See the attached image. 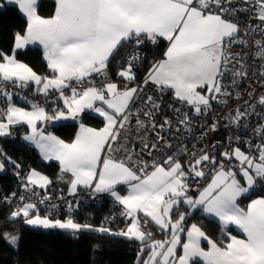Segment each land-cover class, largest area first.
Listing matches in <instances>:
<instances>
[{
	"label": "snow or ice",
	"instance_id": "snow-or-ice-1",
	"mask_svg": "<svg viewBox=\"0 0 264 264\" xmlns=\"http://www.w3.org/2000/svg\"><path fill=\"white\" fill-rule=\"evenodd\" d=\"M54 13L43 17L38 12V0H6L17 6L26 19L24 33H14V47L11 55L0 51V137L12 135V126L25 125L29 128L24 140L31 142L45 161L59 162L61 175L71 174L68 181L69 194L76 195L78 188L90 189L93 196L108 194L118 215L128 220L125 228L113 230L105 226L111 221L95 226L80 223L69 214L65 219L52 218L55 204L47 205L48 215H41L38 204H46L52 199L50 194L41 196L36 188L47 189L52 180L35 169H30L22 177L21 187L29 195L19 196V210L12 211L5 222L22 218L34 228L46 230H71L73 236L80 232L109 234L125 240L139 242L138 264H264V195L249 199L246 207L238 201L249 198L258 187L264 190V123L253 129L258 141L241 140L240 136H229V144L223 151L211 154L206 148L201 154L194 153L190 160L181 162L175 155H167L151 162L139 159L131 141V132L137 134L148 125L156 130L157 143L145 141L138 135L141 151L152 155L162 142V148L171 149L160 131L172 128V121L165 116L156 123L154 117L161 109V103L153 96H147L142 107H134L144 91L135 84L136 66L146 58L140 47L155 44L160 38L168 41L164 58L153 61L143 79V85L153 84L159 91L174 90L175 99L191 106L196 115L208 113L213 102L225 105L231 93L224 81L230 75L232 83L237 77H246L247 72L234 68L242 64L241 53L233 52V45H249L247 36L253 33L262 38L251 42L256 51L253 58L262 61L260 75L264 77V0H54ZM241 3L246 5L243 9ZM3 8V5H0ZM249 13L248 21L242 22L236 16L240 11ZM258 20L259 23H253ZM39 44L51 76L40 75L27 63L16 58L17 50L28 45ZM123 63L116 75L126 83L121 88L109 76V64L121 54ZM243 66V65H242ZM93 76L106 81L97 86ZM82 84L87 87L81 88ZM35 86L37 94L48 97L58 93L56 100L63 107H54L51 114L45 106L21 99L30 109L19 107L12 102L13 91L9 87L25 89ZM65 89L70 95L65 94ZM255 90H253L254 92ZM252 92L248 95L251 98ZM236 97L241 93L237 91ZM55 103V101H53ZM264 105V95L257 101ZM257 103L249 104L243 111L235 109L234 116H225L229 123L241 126V121L256 114ZM99 105V106H98ZM91 111L104 118V127L93 128L79 123V131L71 142L47 132L45 123L64 120H79L81 114ZM172 111L180 113L179 108ZM180 127L188 133L192 131V118L188 112L181 113ZM264 118V112L259 113ZM143 116L145 119H141ZM135 117L134 129H129L131 118ZM227 126V125H226ZM247 129L248 124L242 125ZM219 127L217 122L211 131ZM242 142L246 150L232 143ZM217 146L214 144L213 148ZM186 152V149H181ZM2 154V149H0ZM103 154V158H102ZM6 159L11 160L10 157ZM225 160L228 164H225ZM235 162V163H233ZM15 168L20 165L12 161ZM5 164L0 160V171ZM20 176L17 171L15 173ZM209 177L208 182L198 189V196L189 195L191 179ZM126 185L127 194L122 195L118 186ZM16 193L4 197L11 203ZM36 197L33 202L31 197ZM62 198V197H61ZM184 204L190 210L184 212L179 206ZM67 207L74 211L71 202ZM79 207V201L76 202ZM200 209L207 216L216 218L222 236L228 237L223 246L211 240L197 224L185 228V220L191 210ZM175 210V212H174ZM175 215V219L173 216ZM162 232L170 233L163 240L155 239L149 230V223ZM229 226L239 229L244 238L231 235ZM186 233V241L181 234ZM3 238L13 246L21 237L8 232ZM207 240V250L201 241ZM178 246L182 254H177ZM147 252V258L141 255Z\"/></svg>",
	"mask_w": 264,
	"mask_h": 264
},
{
	"label": "trees",
	"instance_id": "trees-1",
	"mask_svg": "<svg viewBox=\"0 0 264 264\" xmlns=\"http://www.w3.org/2000/svg\"><path fill=\"white\" fill-rule=\"evenodd\" d=\"M0 5H3V8H0V51L11 55L14 47V33H24L26 19L17 6L6 3V0H0ZM54 8V0H40L38 3V12L41 16L53 15ZM167 46L168 41L160 38L155 44L146 42L140 47L146 58L136 66V78L144 79L151 63L159 61L164 56ZM123 51L121 49V54L112 59L109 64V70L115 76L120 67L117 61L123 63ZM16 58L29 64L38 73H47V62L43 57V48L40 46L21 49L16 52ZM24 105L30 107L25 103ZM80 122L92 126L103 124L101 118L90 111H85L80 121L62 122L54 126L53 130L65 140L70 141L75 137ZM27 130L26 126H15L12 128V135L0 137V149H2L6 168L4 172L0 171V264H138L137 255L140 244L135 240L129 241L109 234L87 231L73 236L71 230H45L28 226L22 218L5 222L14 208L3 198L10 196L13 192L16 193L19 189V179L14 172L17 168L12 161L19 164L18 169L25 174H28L30 169H37L48 175L52 180L48 190L52 194L69 189L68 181L71 176L65 173L63 180L57 179L61 175L60 165L55 161L42 160L36 148L22 140V135L27 133ZM6 157H10L11 160ZM259 195H264V190L258 187L249 198H244L243 201ZM40 214L46 215L44 211ZM100 216V210L81 205L75 220L100 226L102 224ZM52 218L65 219L66 217L62 215L61 217L52 216ZM187 222L198 223L210 236L220 239L224 237L221 235L219 222L199 209L188 217ZM105 226L113 230L123 228L121 224ZM148 228L154 238L159 235L151 229L150 225ZM4 232L19 235L21 239L18 245L13 246L8 243L3 238ZM145 256L146 253L142 254L141 259H145ZM195 264H203V261L197 260Z\"/></svg>",
	"mask_w": 264,
	"mask_h": 264
},
{
	"label": "built area",
	"instance_id": "built-area-1",
	"mask_svg": "<svg viewBox=\"0 0 264 264\" xmlns=\"http://www.w3.org/2000/svg\"><path fill=\"white\" fill-rule=\"evenodd\" d=\"M244 7H246V5L241 3V8L243 9ZM236 16L242 22L241 26L244 27L245 24L243 22L248 21L249 13L242 10L236 13ZM253 23H259V21L253 20ZM261 38L262 37L259 34L253 33L247 36L249 45H233L232 51L234 53H241L243 58L242 64H236L234 62V68L247 72V76L237 77V83L233 84L232 77L229 75L224 81L227 91L231 93L230 98L225 97V99L228 100V103L225 105H218L213 102L212 109L206 114L196 115L194 111L191 110V106L178 102L174 97V91L172 89H165L163 92H161L151 83L146 86L143 85V79L139 80L138 78H136L135 84H129V87L135 85H141L144 87V91L140 94V99L137 101L134 107H142L147 96L151 95L154 99L161 103V109L154 117L156 123H161L165 116H167L172 121V128H165L160 131V134L163 135L168 143L172 144L173 147L171 149L163 148L161 150L162 142H160L158 143L157 149L152 150L151 156H149L146 151H141L142 145L139 142V139H136V137L138 135L143 136L145 141L149 144L157 143L155 135L156 130H154L151 125H148L145 129L141 130L139 134H137L135 131L131 132L130 142L134 144L135 152L137 153L138 158L150 163L153 158L162 160L163 158H166L167 155L175 154L183 163L190 160L193 153L196 156H199L201 154V149L205 148L211 154H216L219 158L218 153L223 151L224 147H227L229 144V136H240L242 141L251 139L253 142H257L259 138L258 136L254 135L253 129L259 124L264 123V118L259 115V113L264 112V105L257 103L258 98L261 95H264V77H261L260 75V64L262 61L258 58H253L252 56V53L256 51V49L251 46V42ZM139 51L142 52L141 49H139ZM108 71L111 80L123 88L126 82L120 77L113 75L110 70ZM92 79L95 81L98 87L106 83V81L101 77L93 76ZM87 86V84H82L81 88ZM9 90L13 91V96H17L20 99L21 96H27L29 100L40 103L41 105L45 106L49 112H52L54 107H63L62 101L56 100L58 93H50L48 97H45L43 94H37L35 89L31 86L25 89L9 87ZM253 90L255 91L253 92ZM237 91L241 93L240 97H236L235 93ZM249 92L253 93L251 98L248 95ZM65 94L70 95V92L65 89ZM53 101H55V103H53ZM245 101H248L249 104L257 103L256 114H253L242 120L241 126L233 125L223 119L225 116H234L235 109L237 107H239L241 111L245 110L247 108ZM23 102L30 106L24 100ZM0 105H2V101H0ZM172 107L179 108L181 112L176 113L172 111ZM184 112H188L192 118L191 133L186 132L183 127H180L179 131L176 130L178 120L182 118L181 113ZM141 119L145 118L141 116ZM135 122V117L131 118V124L128 126L129 129H134ZM214 122H217L219 127L216 131H211L210 126ZM245 123L248 124L247 129L242 126ZM45 130L48 131L49 128L46 127ZM214 144L217 146L216 148H213ZM220 145H224V147H221ZM237 145L246 150V145L244 143L233 141L232 146L235 147ZM181 149H186V152L181 151ZM225 164H228L227 160H225ZM17 171L20 173V176H18L19 189L16 192V196L12 198L10 203L12 204L14 210H19L18 206L21 203V201H19V196L21 194L26 196L29 195V193L25 192L21 187L22 177H25L27 174L23 173V171L20 169L14 170L15 173ZM208 179L209 177L207 176L203 179L197 178L195 180L189 178V194H196L198 189L203 187L208 182ZM35 191L39 192L41 196H44L47 193L52 197L51 200L46 201V204H38L40 212L44 211L46 215H48V212L46 211L47 205L55 204L57 207L52 216L61 217L64 215L67 217L69 214H71L74 218H76L77 210L79 209V207H76V202L79 201V206L83 205L88 208L100 210L101 223H104L105 217H110L111 221L105 225L121 224L123 225V228H125L126 224L128 223L126 218L118 215L120 209L118 206L114 205L112 197H110L108 194H97L93 196L90 189L84 188H78L76 195H70L69 190L60 191L57 194H52L48 190L40 188H36ZM31 199L33 202L36 201V197L34 196L31 197ZM69 202L72 203L74 211L67 207Z\"/></svg>",
	"mask_w": 264,
	"mask_h": 264
},
{
	"label": "crops",
	"instance_id": "crops-1",
	"mask_svg": "<svg viewBox=\"0 0 264 264\" xmlns=\"http://www.w3.org/2000/svg\"><path fill=\"white\" fill-rule=\"evenodd\" d=\"M39 1L40 0H38V3H39ZM43 17H45V18H47V17H50V16H43ZM29 46H40L41 48H42V46L41 45H39L38 43L37 44H32V45H28V46H26L25 48H27V47H29ZM168 47V46H167ZM24 49V48H23ZM167 49V48H166ZM21 50V49H20ZM17 51H19V50H17ZM166 51V50H165ZM164 58V56L161 58V59H163ZM160 59V60H161ZM19 60V59H18ZM19 61H21V60H19ZM23 62V61H22ZM25 63V62H24ZM29 65V64H28ZM30 66V65H29ZM31 67V66H30ZM48 68V67H47ZM34 70V69H33ZM35 71V70H34ZM36 72V71H35ZM38 73V72H37ZM38 74H40V75H47V76H51V70L48 68V70H47V73H45V74H41V73H38ZM32 88H34L35 89V86L34 85H30ZM174 91V90H173ZM12 102L13 103H15L17 106H19V107H24V108H26V109H30V107H27V106H25L24 105V102H23V100H21L20 98H18L17 96H13V100H12ZM99 106V105H98ZM91 112V111H90ZM50 114H51V112H49ZM85 113V112H84ZM84 113H82L81 114V117H82V115L84 114ZM92 114H94L95 116H97L98 118H101L102 120H103V124L101 125V126H92V125H88V124H85L86 126H89V127H93V128H97V129H99V128H102V127H104V123H105V121H104V118L103 117H101V116H99L98 114H96V113H94V112H91ZM81 117H80V119L79 120H64V121H58V122H55V123H45V124H43V125H38V127H44V128H46V127H48L49 128V130L47 131V132H51L52 134H54V135H56V136H58L59 138H61V139H63L65 142H71L72 140H70V141H68V140H65L63 137H61L58 133H56L54 130H53V128H54V126H56V125H58V124H60V123H62V122H67V121H80L81 120ZM49 124V125H48ZM22 126H25V125H22ZM13 127H15V126H12V128ZM27 127V126H26ZM28 128V127H27ZM28 131H29V128H28V130H27V133H28ZM79 131V126H78V130H77V132ZM11 132H12V129H11ZM26 134V133H25ZM25 134H23L22 135V140L25 142V143H27V144H29V145H31V146H33V147H35L31 142H29V141H26V140H24L23 139V137H24V135ZM77 134V133H76ZM76 136V135H75ZM36 148V147H35ZM36 150H37V152H39V150L36 148ZM39 154H40V152H39ZM40 156H41V158H42V160H44L43 159V157H42V155L40 154ZM102 158H103V154H102ZM0 160H2L3 162H4V156H3V153L2 154H0ZM45 161V160H44ZM51 161H55V160H51ZM51 161H46V162H51ZM55 162H57L58 164H59V162L58 161H55ZM5 170H6V168H5ZM5 170H3V171H1V172H4ZM35 170H37V169H35ZM37 171H39V170H37ZM40 173H42V174H45V173H43V172H41V171H39ZM68 174V173H67ZM46 175V174H45ZM68 175H70L71 176V174H68ZM48 176V175H47ZM49 177V176H48ZM50 178V177H49ZM51 179V178H50ZM51 186V185H50ZM49 186V187H50ZM49 187L47 188V189H45V190H48L49 189ZM69 190V189H68ZM117 190L122 194V195H126L127 194V191H128V189H127V186L126 185H120V186H118V188H117ZM49 191V190H48ZM189 195H193V197H196V196H198V192L196 193V194H189ZM254 198H256V196L255 197H253L252 199H254ZM243 199L244 198H241L239 201H238V203L240 204V206L241 207H246L247 206V204H248V202H249V200L248 201H243ZM179 210L180 211H184V212H189L190 210L188 209V207L186 206V205H184V204H181L180 206H179ZM196 210H198V209H196ZM196 210H191V214L190 215H192ZM200 210V209H199ZM202 211V210H201ZM174 212H175V210H174ZM190 215H188L187 217H186V220H185V228H187V227H189L190 225H191V223H196V222H191V223H188L187 222V219H188V217L190 216ZM211 217V216H210ZM214 218V217H213ZM173 219H175V215L173 216ZM214 219H216V218H214ZM198 224V223H197ZM149 225H150V227H151V229H153L154 231H156V234L158 233L159 235L155 238V239H160V240H163V239H165V238H168L169 236H170V233H168V232H162V231H160L159 229H158V227L157 226H155V225H153L151 222L149 223ZM199 225V224H198ZM200 226V225H199ZM201 227V226H200ZM202 228V227H201ZM203 229V228H202ZM159 230V231H158ZM204 230V229H203ZM229 232L231 233V235H235V236H237L238 238H244V234L239 230V229H237V228H235L234 226H229ZM205 231V230H204ZM205 233H206V235L211 239V240H213V241H216L218 244H220L221 246H223V244L224 243H227L228 242V237H226V236H224L223 238H217V237H214V236H210L206 231H205ZM186 239H187V236H186V233H182L181 234V241L182 242H184V241H186ZM209 244H208V242H207V240H202L201 241V247H203L205 250H207L208 248H209ZM146 253V256H145V259L147 258V252H145ZM177 254L179 255V254H182V249L178 246V248H177Z\"/></svg>",
	"mask_w": 264,
	"mask_h": 264
},
{
	"label": "rangeland",
	"instance_id": "rangeland-1",
	"mask_svg": "<svg viewBox=\"0 0 264 264\" xmlns=\"http://www.w3.org/2000/svg\"><path fill=\"white\" fill-rule=\"evenodd\" d=\"M191 196H193V195H191ZM43 216V215H42ZM60 219V218H59ZM61 220H63V219H61ZM46 230V229H45ZM51 230V229H50Z\"/></svg>",
	"mask_w": 264,
	"mask_h": 264
}]
</instances>
